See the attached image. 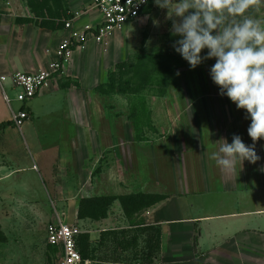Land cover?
<instances>
[{
  "label": "rangeland",
  "instance_id": "1",
  "mask_svg": "<svg viewBox=\"0 0 264 264\" xmlns=\"http://www.w3.org/2000/svg\"><path fill=\"white\" fill-rule=\"evenodd\" d=\"M69 1L64 0L68 6ZM10 3L1 13L17 22L31 21L56 31L69 20L60 16L61 0ZM171 27L167 10L152 3L137 22L118 33L105 56L109 60L101 65V76L98 71L94 74L95 83L101 80L102 85L82 90L78 133L66 107L56 115H45L39 106L43 98L26 105L33 108L35 118L30 117L21 130L9 126L5 131L0 159H11L21 171L0 181V264H57L60 251L47 244V227L56 214L64 221L71 219L68 223L83 231L81 244L86 243L85 235L90 237L86 264H132L151 232L130 229L132 223L143 221V212L124 220L115 201L155 191L174 195V177L186 178L184 170L190 159H210L221 140L231 143L234 135L246 145L252 144L247 134L251 121L245 110L221 96L211 80L214 61H204L192 70L174 51L172 45L180 37L171 35ZM7 91L17 111L23 104L14 101L16 91ZM10 119L0 89V124ZM28 123L37 127V138L28 135ZM255 150L264 159V139L256 143ZM151 159H155L154 172L164 180L159 184L143 180L144 174L151 175V162H147ZM80 169L79 177L76 172ZM57 171L76 177L70 181L75 186L72 195H54L51 182ZM22 184L28 187L23 189ZM12 192H21L25 201L10 204L8 200L15 198L9 195ZM113 194L121 196L113 201L107 217L93 216L92 200ZM122 225L124 229L112 231ZM97 235L100 238L94 240Z\"/></svg>",
  "mask_w": 264,
  "mask_h": 264
},
{
  "label": "crops",
  "instance_id": "2",
  "mask_svg": "<svg viewBox=\"0 0 264 264\" xmlns=\"http://www.w3.org/2000/svg\"><path fill=\"white\" fill-rule=\"evenodd\" d=\"M6 6L5 2L0 0V75L35 73L45 69L53 59L51 53L67 34L64 25L60 30L52 31L32 23L17 22L13 17L9 18L10 15L1 13ZM69 10L71 18L76 17L82 11L91 10V0H70ZM98 18L99 15L95 11L85 12L84 16L75 20V24L82 27ZM117 35L114 34L104 45L91 42L86 49L74 52L66 72L57 76L50 86L35 98L44 99L39 106L45 115H56L67 109L70 120L76 122L73 124L78 133V124L82 127V90L91 91L102 84L101 80L95 83L94 74L98 71L99 77L101 76V65L109 60L105 56L110 52ZM201 55H207L206 49ZM206 61L215 63V59ZM206 61L205 64L209 63ZM29 109L32 120L35 113L31 106ZM39 115L41 116V110L37 111L36 120L40 118ZM79 120L80 123L77 124ZM8 128L0 132L1 150L4 145L3 136ZM27 128L30 138H37V127L32 128L31 123H28ZM81 137L78 135L79 140ZM80 156L79 152L78 160L82 162ZM154 160L147 161L151 162V175L141 176L143 180H152L159 184L164 180L159 173L154 172ZM184 163L187 164L186 161ZM188 164L184 170L186 178L174 177L176 193L165 195L161 192H151L167 198L140 213V217L144 218L143 225L128 226L132 230L154 227L160 236V247L154 251L151 263L148 262L147 256L152 254L145 248L132 264H264V159H260L256 164H250L248 161H244L243 165L237 163L231 172L222 171L211 159H190ZM31 169L34 170V167ZM20 171L19 166L11 159H0V181L9 179ZM55 173L51 182L54 195H72L71 190L75 189V186L71 182L76 181V177L70 176L66 171ZM76 173L80 177L82 170ZM20 187L26 189L28 185L22 184ZM9 195L15 197L8 200L10 204L23 200L21 192H12ZM25 203L19 205L24 210ZM115 203L119 204V213H122L120 218L126 220L120 199ZM28 204L32 206V203ZM57 217L61 218L56 214L51 222ZM67 220L64 222H72L69 218ZM118 228L124 229L125 226L114 227L112 231ZM104 231L106 230H101ZM94 238L97 240L100 235Z\"/></svg>",
  "mask_w": 264,
  "mask_h": 264
},
{
  "label": "clouds",
  "instance_id": "3",
  "mask_svg": "<svg viewBox=\"0 0 264 264\" xmlns=\"http://www.w3.org/2000/svg\"><path fill=\"white\" fill-rule=\"evenodd\" d=\"M154 4L167 10L170 33L180 37L172 45L174 51L192 70L215 59L210 76L219 94L245 110L251 121L247 129L251 145L234 135L231 143L221 140L210 159L224 172L244 161L256 164L260 157L255 146L264 139V0H154ZM205 49L207 55L202 56Z\"/></svg>",
  "mask_w": 264,
  "mask_h": 264
},
{
  "label": "built area",
  "instance_id": "4",
  "mask_svg": "<svg viewBox=\"0 0 264 264\" xmlns=\"http://www.w3.org/2000/svg\"><path fill=\"white\" fill-rule=\"evenodd\" d=\"M10 6V0H2ZM154 3V0H91V10L99 15L98 19L82 27H77L75 20L84 13L65 21L64 31L66 36L61 40L57 48L51 53L53 59L45 69L35 73H15L12 75H0V89L3 100L8 105L13 126L21 130L25 122L30 119V110L26 105L36 98L44 89L50 86L54 79L66 72L72 56L77 50H84L93 42L98 45L106 44L114 34L121 33L124 28L137 22L144 12ZM10 91H16L17 101L23 106L15 111L12 108ZM83 234L79 228L64 222L57 217L47 227V244L56 247L60 251V259L57 264H86L78 247L79 236Z\"/></svg>",
  "mask_w": 264,
  "mask_h": 264
},
{
  "label": "trees",
  "instance_id": "5",
  "mask_svg": "<svg viewBox=\"0 0 264 264\" xmlns=\"http://www.w3.org/2000/svg\"><path fill=\"white\" fill-rule=\"evenodd\" d=\"M61 1L63 2L64 6L59 7V9L62 11V12H59L60 16H62V14H63V16L68 17V19H71V16H68L70 10H69V6L67 5V2H64V0H61ZM146 11L144 12V14L146 13ZM24 22L28 23L29 21H22V23H24ZM119 65H121V64L118 63L116 66L118 67ZM111 72L112 71H109L108 74ZM9 126H13L11 121L1 123L0 124V132H2L5 128H7ZM166 198L167 197L164 195L143 193V194H136V195L131 194L129 196L120 197L119 199L121 201L122 208L125 212V215L127 217H130V216H136L137 214L144 211V209H146V208L156 204L160 200H163ZM116 199H117V197H115V196H109V197H101V198H97L95 200H92V203H93V207L91 209L92 215L96 216L98 218H106L109 207L112 205L113 201H115ZM142 222H139V223L136 222L135 224L132 223V225L140 227L141 225H143ZM137 229H139V228H137ZM141 230L144 232H150L151 231V234L146 238V241H145V248L148 249L149 252L152 254V255L147 256V258H148L147 260H149L148 262L151 263V259L153 257V254L155 253L154 251L158 250V248L160 247L159 232L154 227H144V228H141ZM82 235L79 236L78 247L80 249L83 260L86 261V260H88V258H87V254L85 251H87V253H88V248H89L88 242H89L90 237L88 235H85L86 243L83 241V244H81L80 239H81ZM50 247L57 249L56 247H53V246H50ZM81 247H82V249H81Z\"/></svg>",
  "mask_w": 264,
  "mask_h": 264
}]
</instances>
